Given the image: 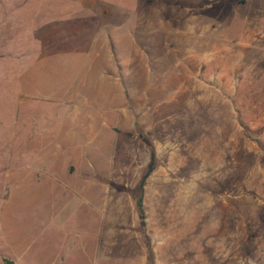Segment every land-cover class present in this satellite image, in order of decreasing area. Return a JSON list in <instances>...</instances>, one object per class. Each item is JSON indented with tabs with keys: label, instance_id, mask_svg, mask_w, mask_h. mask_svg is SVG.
I'll return each instance as SVG.
<instances>
[{
	"label": "rangeland",
	"instance_id": "374dc122",
	"mask_svg": "<svg viewBox=\"0 0 264 264\" xmlns=\"http://www.w3.org/2000/svg\"><path fill=\"white\" fill-rule=\"evenodd\" d=\"M98 69L122 104L86 101ZM104 222L144 264H264V0H0V264H88Z\"/></svg>",
	"mask_w": 264,
	"mask_h": 264
},
{
	"label": "crops",
	"instance_id": "0c3cea01",
	"mask_svg": "<svg viewBox=\"0 0 264 264\" xmlns=\"http://www.w3.org/2000/svg\"><path fill=\"white\" fill-rule=\"evenodd\" d=\"M101 49V48H100ZM98 68V67H97ZM99 74H94L88 76L87 92L85 94L86 101L88 103H95L97 105L110 104L113 102L112 98L116 97V102L123 103L126 97L117 87L119 81L122 82L119 75H105L102 70ZM124 80L128 79V70H124ZM90 79V80H89ZM110 88L116 89L113 94ZM119 125L128 132L129 126L134 123L128 118V115H119ZM109 182V181H107ZM105 182V183H107ZM95 183V181H93ZM98 190V191H96ZM109 192L108 187H103L96 189L95 186L88 188L89 202L90 196L100 199L99 194H104V196ZM88 195V194H87ZM135 199V198H134ZM94 204V203H93ZM135 206V204H134ZM120 207L117 208L119 211ZM123 228V229H122ZM131 228L132 230H129ZM136 226L133 225H113L109 222H104L100 224H95L92 231L88 235V264H144V249L138 242L139 236L135 232ZM141 237V236H140ZM80 241V240H79ZM72 243L68 240H62L59 245H57L49 257L45 254L44 248L41 243L40 251L34 249L36 241H29L24 247V260L23 264H73L74 251H79L81 246L80 242ZM139 244V245H138ZM19 248V246H16ZM34 249V250H33ZM40 255V262H38L37 257ZM45 255V256H44ZM18 259L15 258L13 262Z\"/></svg>",
	"mask_w": 264,
	"mask_h": 264
},
{
	"label": "trees",
	"instance_id": "16d2710c",
	"mask_svg": "<svg viewBox=\"0 0 264 264\" xmlns=\"http://www.w3.org/2000/svg\"><path fill=\"white\" fill-rule=\"evenodd\" d=\"M153 169V155L152 152L149 153L148 162L146 164L145 170L142 173L139 182L137 184V193L134 199L135 209L138 217V224L140 227L144 226V211L142 207V192H143V184L145 178L150 174ZM6 264H9L8 262Z\"/></svg>",
	"mask_w": 264,
	"mask_h": 264
}]
</instances>
